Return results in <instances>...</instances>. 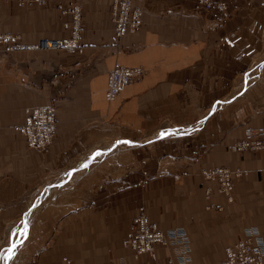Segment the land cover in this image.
Listing matches in <instances>:
<instances>
[{
    "label": "crops",
    "instance_id": "crops-1",
    "mask_svg": "<svg viewBox=\"0 0 264 264\" xmlns=\"http://www.w3.org/2000/svg\"><path fill=\"white\" fill-rule=\"evenodd\" d=\"M132 1L142 10L140 27L116 43L111 0H46L41 6L0 0V31L19 33L22 42L67 37L70 15L60 9L80 6L74 50L0 49V218L19 215L25 190L38 180L55 177L68 186L94 169L92 153L71 160L87 148L85 131L102 120L141 133L161 122L194 128L173 136L169 157L130 163L121 174H101V167L91 172V187L40 233L26 264H166L163 246L150 259L121 245L142 202L159 227L186 231L184 264H217L244 227H256L264 242V149H229L244 125H264L262 62L251 82L234 86L252 59H264V0H218L222 9L198 0ZM115 61L143 72L107 101L106 74ZM48 101L56 126L39 151L26 145L16 126L25 107ZM220 165L240 171L231 177L229 198L202 173Z\"/></svg>",
    "mask_w": 264,
    "mask_h": 264
},
{
    "label": "built area",
    "instance_id": "built-area-1",
    "mask_svg": "<svg viewBox=\"0 0 264 264\" xmlns=\"http://www.w3.org/2000/svg\"><path fill=\"white\" fill-rule=\"evenodd\" d=\"M19 4L42 5L45 0H17ZM204 8L216 6L222 9L218 0H198ZM61 13L70 15L69 35L63 38L42 37L32 42H19L17 35L0 31V49L10 52L15 49H62L72 51L78 45L80 6L72 3L60 9ZM113 23V38L124 33H134L141 24L142 10L134 5L132 0H111L109 9ZM117 43V42H116ZM143 72L140 66H127L115 61L107 70L106 85L103 96L112 100L132 79ZM56 126L55 105L52 101L25 107V114L17 129L22 134L27 146L36 150L45 149L52 140ZM229 148L233 151H255L264 149V125H244L242 135L234 139ZM239 169L227 166H214L203 169V176L217 181V190L228 198L231 191V177L239 174ZM211 190L204 188V195L208 197ZM210 205V204H209ZM121 245L128 247L133 256L146 253L150 259L155 258V247L163 246L167 249L166 264H184L189 258V239L181 226L161 228L145 211L143 204L137 206L129 224L128 234L121 239ZM217 264H264V242L254 226L244 227L236 236L233 243L225 246L223 257Z\"/></svg>",
    "mask_w": 264,
    "mask_h": 264
},
{
    "label": "rangeland",
    "instance_id": "rangeland-1",
    "mask_svg": "<svg viewBox=\"0 0 264 264\" xmlns=\"http://www.w3.org/2000/svg\"><path fill=\"white\" fill-rule=\"evenodd\" d=\"M34 6L41 5L35 4ZM10 33L17 35V40L22 42L19 33ZM260 62L264 66L263 58L259 60L252 59L249 68L240 79L235 80L234 86L237 80V82L241 83V86L251 82L254 73L257 72V70H254V67ZM237 92H239L237 89L235 91L231 90V96L228 95L227 98L235 96ZM114 122L112 120H102V122L96 123L92 129L85 131L83 145L87 146V148L83 147L84 149L71 160L74 162L82 159L85 160L92 153V156L95 157L92 161L95 164L94 169L86 171L85 175L72 178L68 186H61L60 182H55V177H50V181H47V183L44 180H38L37 182L39 183L36 185V188L35 185H32L25 190L27 201L22 203V207H20L22 209L21 213L14 218H0V264H26L34 250L30 247L34 243L39 244V240L43 237V234L41 235L40 233L51 227L57 214L77 204L76 197L78 194H82L85 189L91 187L88 177L96 168L101 167V174H121L123 168L130 163L149 161L157 155L158 157H169L171 156L170 147L173 136L178 133L180 134L182 131L194 129L186 123L161 122L149 129L148 132L144 131L141 133V131L131 129L125 123ZM162 132L169 134L160 136ZM142 136L145 137L141 139ZM118 141L120 143H117ZM124 141L128 143H124ZM157 149L158 152L160 150L164 152L160 151L157 153L155 152ZM97 152L100 154L94 155ZM66 174L67 172L61 173L60 176L62 177L60 178H63ZM139 204H143L146 209L144 202ZM29 213L33 215L37 214V217L33 218ZM44 215H47V217H44ZM25 224L27 226L26 235L22 236L21 231L25 229ZM18 239L22 240V243L15 248L12 258L4 259L3 257L7 255V249Z\"/></svg>",
    "mask_w": 264,
    "mask_h": 264
},
{
    "label": "snow or ice",
    "instance_id": "snow-or-ice-1",
    "mask_svg": "<svg viewBox=\"0 0 264 264\" xmlns=\"http://www.w3.org/2000/svg\"><path fill=\"white\" fill-rule=\"evenodd\" d=\"M169 133H164L162 132L160 134V136H165V135H168ZM117 143H120L119 141ZM124 143H128L127 141H124ZM100 153H95L94 155H99ZM82 167H87V165H82ZM33 207H35V205H33ZM26 224H25V229L21 231V235L24 236L26 235ZM22 243V240H17L15 243H13L8 249H7V255L5 257H3L4 259H11L12 256L14 255V250L15 248L20 244Z\"/></svg>",
    "mask_w": 264,
    "mask_h": 264
},
{
    "label": "bare ground",
    "instance_id": "bare-ground-1",
    "mask_svg": "<svg viewBox=\"0 0 264 264\" xmlns=\"http://www.w3.org/2000/svg\"><path fill=\"white\" fill-rule=\"evenodd\" d=\"M233 151V150H232ZM210 205H211V203H209ZM145 211H146V209H145ZM147 213V212H146ZM149 216V215H148Z\"/></svg>",
    "mask_w": 264,
    "mask_h": 264
}]
</instances>
